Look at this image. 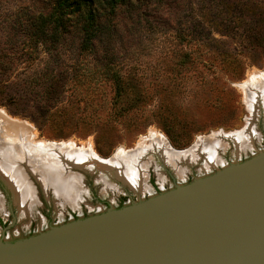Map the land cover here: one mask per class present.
<instances>
[{"label": "rangeland", "instance_id": "rangeland-1", "mask_svg": "<svg viewBox=\"0 0 264 264\" xmlns=\"http://www.w3.org/2000/svg\"><path fill=\"white\" fill-rule=\"evenodd\" d=\"M42 3L0 0V110L20 124L31 125H26L31 131L28 140L58 147L63 144L73 150L91 148L105 160L135 153L142 138L145 145L150 143L152 133L160 134L168 148L177 152H186L213 135L220 138L219 146L213 164L202 153L195 161L177 166L167 162L158 147L147 149L139 158L143 176L136 187L119 179L115 169L100 171L71 162L62 163L65 166L61 168L54 165L52 176L58 174L73 194L63 197L56 185L47 187L37 178L33 167L39 165L27 153L26 142L4 140L1 133L6 123L0 117V153L19 169L30 197L26 207H21L17 195L0 185V239L26 238L110 207L147 199L158 193L152 181L167 191L243 162L264 149V89L257 84L264 77V58L252 55L260 37L251 36L255 31L247 29L220 37L215 29L239 20L232 16L224 22L215 8L217 0L135 2L113 19L112 36L99 44L102 54L98 56L81 55L77 35L71 36L59 53L41 48L33 54L22 43L25 28L8 18L17 19L23 9ZM237 4L239 0H230L227 7ZM198 21L208 28L212 25L213 37L222 40L211 42L204 58L193 52L196 46L186 36ZM260 23L250 19L249 25L264 32ZM106 48L111 56L109 65L119 63V75L129 90L127 99L117 93L114 71L105 69ZM182 49L192 52V57L184 59ZM219 51L225 52L218 56ZM241 132L245 137L239 146L231 135Z\"/></svg>", "mask_w": 264, "mask_h": 264}, {"label": "water", "instance_id": "water-1", "mask_svg": "<svg viewBox=\"0 0 264 264\" xmlns=\"http://www.w3.org/2000/svg\"><path fill=\"white\" fill-rule=\"evenodd\" d=\"M3 184L15 196L0 171ZM0 264H264V149L147 199L0 239Z\"/></svg>", "mask_w": 264, "mask_h": 264}, {"label": "trees", "instance_id": "trees-1", "mask_svg": "<svg viewBox=\"0 0 264 264\" xmlns=\"http://www.w3.org/2000/svg\"><path fill=\"white\" fill-rule=\"evenodd\" d=\"M217 1L219 4L215 8L224 22H226V17L230 19L232 16L234 20H239V23L233 21V25L232 21L229 24L222 23V27L215 29L218 30L220 37H229L238 30L255 31L251 36L256 34L260 40L259 44L255 45L257 47L254 48L252 55L253 57L264 58V32L263 30L261 32L256 31V25H249L250 19L253 21L257 19L261 22L259 26L264 28V0H239V5H233L231 9L227 7L230 0ZM135 2L141 3L145 0H136ZM135 2L133 0H43L41 5L22 8V13L16 14L18 15L17 19L12 16L8 19L13 18L15 24L20 23V26L25 28L22 30V40L24 39L22 43L28 45L33 54L38 53L41 48L51 54L59 53L67 40L71 36L77 35L79 38L78 52L81 55L93 54L98 56L102 54L98 51L99 44L106 37L112 36L113 26L111 22L113 19L116 18L121 9L134 7ZM245 23L247 24L244 25ZM260 27L259 29H261ZM211 28L198 21L186 35H189L192 43L195 44L196 47L193 52L198 55V58H204L209 53L207 47L210 46L211 42L219 44L222 41L213 37L212 33L215 30H211ZM223 52L219 51L218 56L223 55ZM104 53L105 61L108 63V65L104 64L105 69L106 71H114L112 75L117 83V93L121 98L125 96L127 99L129 90L126 87L127 83L119 75V63L110 66L109 64L112 62H110L109 48H106ZM181 54L184 55V59H189L193 55L192 52L184 49H182ZM233 59L237 61L234 54ZM200 60L208 63V60ZM182 64H185V60L181 62Z\"/></svg>", "mask_w": 264, "mask_h": 264}, {"label": "bare ground", "instance_id": "bare-ground-1", "mask_svg": "<svg viewBox=\"0 0 264 264\" xmlns=\"http://www.w3.org/2000/svg\"><path fill=\"white\" fill-rule=\"evenodd\" d=\"M257 84H258V87H261V89H264V77L261 78V80L258 81ZM255 90H257V89H255ZM252 93H254V92H252ZM255 97H256V95H255ZM253 99H252V101H253ZM253 103H255V101ZM253 108H254V106H253ZM3 114H5V113H3L2 110H0V117L5 118V122L3 124L6 123L5 124L6 126H4V128L2 129V131L4 130V132L1 133L3 135L2 137L4 138V140H6V142L9 141V143L11 142L12 144L13 143L15 144V142H17V141L26 142L27 145H24V147L27 146V153H29L31 156H33L35 162L39 165V166L33 167V168H36L37 170H39V171H36V169H34V171L36 172V174L38 176L37 178H39V180L42 181L43 184L47 185V187L56 185L58 188V190H57L58 193L62 194V196L66 193L65 196H69V197L72 196L73 194H72V191H70L69 189L66 188V183L64 182L65 180L61 181V178L59 177L58 174H55L56 178L54 176H52L55 173L54 165L57 167L59 166L61 168V167L65 166L64 164H63L64 166L61 165L62 163H65V162L70 163L71 162L73 164H75V163L78 164L77 165L78 167H79V165H81L82 167L85 166L88 168L89 167H96L95 169H99V170L101 169L100 171H109L110 169L111 170L115 169V170L119 171V175L117 172L119 179L120 178L124 179V181H127L129 184L133 185V187H136V186H138V183H141V179L143 176L141 174V170L143 168L140 165L139 158H141V156L144 154V151H146L147 149H150L152 147H158L159 149L162 150V154L165 156L166 161L170 162V164H172V165L174 164L175 166H177L179 162L195 161L196 158L200 157L202 153L206 154L208 163L210 162L213 164V162L217 156L216 150L218 149V146H219L218 140L220 139V138H217V136L213 135L210 138L201 139L194 147H192L190 150H188L186 152H177V151L170 150L168 148V146H167L168 143L167 144L165 143V141L162 139V136L160 134L152 133L151 137H149L150 143L148 145L147 144L145 145L146 139L142 138L138 143L140 148L137 149V151L135 153L132 152V153L128 154L127 156L124 155L125 157L123 155H120L119 157L113 158L114 157L113 156L112 159L105 160V159L99 158L93 152V150L91 148L86 149L84 147L85 149L81 148L80 150H73L70 148L66 149V147L63 144H61V146L59 145V147H58L56 145H53V143H48V142H43V141L33 142V140L30 141L27 138L30 137L29 134L31 131L29 128L26 127V125H28V126H31V125L27 124V123H25V124L22 123L23 124L22 125V124H20L21 121L19 122L15 119L10 118L7 115L4 116ZM9 118L12 120H15L16 123H13L12 121H10ZM244 137H245V132L235 133V134L231 135V138L238 145L243 144ZM62 159L63 160L65 159L66 161H62ZM22 160H23V158H22ZM24 161L26 163L28 161V157ZM103 168H104V170H103ZM77 169H81V168H77ZM106 169H108V170H106ZM0 171L7 178V182L10 183L11 187H13L15 194L17 195V201L16 202H18V204L21 205V207L25 208L26 205L28 204V200L30 199V197H28V195L26 193V190H27L25 187L26 182L23 179V177L21 176L19 169H16L14 165L9 163L8 158L3 156V154L0 155ZM64 177H66V176L64 175L63 178ZM72 177H73V175H72ZM76 182H78V181L76 180ZM73 187H75V186H73Z\"/></svg>", "mask_w": 264, "mask_h": 264}, {"label": "flooded vegetation", "instance_id": "flooded-vegetation-1", "mask_svg": "<svg viewBox=\"0 0 264 264\" xmlns=\"http://www.w3.org/2000/svg\"><path fill=\"white\" fill-rule=\"evenodd\" d=\"M151 184L153 185V187L155 188L156 191H158V192L161 191V189L158 187V185H157V183H155V181L154 182L152 181ZM0 220H1V218H0Z\"/></svg>", "mask_w": 264, "mask_h": 264}]
</instances>
